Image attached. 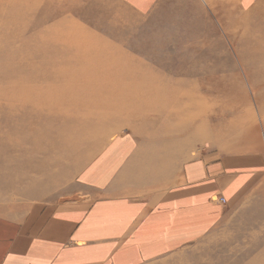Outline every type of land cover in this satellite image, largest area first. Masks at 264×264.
Wrapping results in <instances>:
<instances>
[{
  "label": "rangeland",
  "instance_id": "374dc122",
  "mask_svg": "<svg viewBox=\"0 0 264 264\" xmlns=\"http://www.w3.org/2000/svg\"><path fill=\"white\" fill-rule=\"evenodd\" d=\"M26 1L0 0V106L15 110L21 103L16 97L27 102L31 96L57 92L62 99L52 96L53 105L63 100L65 107L77 110L75 103L92 100L105 121L90 123L101 130L102 140L95 148L91 137L95 132L78 130L87 120L85 113L74 114L68 122L57 118L40 124L35 120L27 128L23 123L18 131L21 147L2 155L17 158L21 164L0 167V215L18 219L29 216L35 205L72 198L78 173L94 152L119 136L131 138L138 167L145 161L137 150L146 147L152 170L164 157L168 166H175L211 150L238 154L256 149L257 141L263 147L264 0H252L249 5L247 0V8L243 0H157L145 13L124 0H41L35 14L30 11L23 16ZM44 10L55 15L31 27ZM37 36L46 39L44 45L38 53H29L27 48ZM116 47L133 57L131 66L120 54L113 64L105 50ZM57 48L62 53L56 54ZM97 49L105 63L78 72ZM65 62L77 68L78 75L66 71ZM164 63L176 70L162 73L171 88L179 83L200 91L203 98L193 101L192 117L175 122L171 109L157 114L149 109L124 111L122 104L114 109L96 108L97 102H113L120 94L125 96L119 99L122 103L144 104L149 96L146 89L155 86L154 80L143 79L145 68L160 72ZM30 64L37 68L32 71ZM40 73L47 76L43 82H39ZM106 86L114 91L103 92ZM29 92L34 94L28 96ZM61 124L65 127L59 132ZM45 127L49 131L42 136ZM31 159L34 164L23 163ZM253 245H264V233L239 234L225 223L153 264H263L264 249L247 251Z\"/></svg>",
  "mask_w": 264,
  "mask_h": 264
},
{
  "label": "crops",
  "instance_id": "0c3cea01",
  "mask_svg": "<svg viewBox=\"0 0 264 264\" xmlns=\"http://www.w3.org/2000/svg\"><path fill=\"white\" fill-rule=\"evenodd\" d=\"M124 2L145 13L157 0ZM261 143L175 166L164 157L152 170L146 147L137 150L145 161L138 167L131 138L116 137L78 173L74 197L18 219L0 215V264H153L225 223L239 234L264 233Z\"/></svg>",
  "mask_w": 264,
  "mask_h": 264
},
{
  "label": "bare ground",
  "instance_id": "6f19581e",
  "mask_svg": "<svg viewBox=\"0 0 264 264\" xmlns=\"http://www.w3.org/2000/svg\"><path fill=\"white\" fill-rule=\"evenodd\" d=\"M38 1H41V0H32V1L27 0L26 6H25L26 12H25V14L23 13V16H27L28 15L27 13L30 11H32L30 13L31 15L35 14L34 10L36 8V4L38 3ZM243 4L246 6L247 0H243ZM57 13L61 14L62 11H58ZM262 14H264V12ZM13 15L14 14H12L11 16H13ZM54 15H55L54 13H51L50 11L44 10L41 13V15L35 21L31 22L32 23L31 27L34 28L35 26H37V27L40 26L43 22H46L47 20L53 18ZM249 17L252 19V18H255V15H250ZM213 20H214V18H213ZM262 21H263V19H262ZM27 26H28V24L24 28H27ZM45 40L46 39H42V37L39 38L37 36L36 38H34V42H32L34 45L28 46L27 51L29 53H38L40 51L39 48L41 49L43 47V45H44L43 42ZM78 48L81 49L80 47H78ZM59 51H60V48H57L55 53L56 54L62 53V51L61 52H59ZM71 51L72 50H69L68 52H66V53L63 52V53L67 54V53H70ZM105 51H106V54L108 55V57H110V59L112 60L113 64H115V62H118L117 58H121V57H118L119 54L121 56H124V58L126 59V62H127V66H131L132 63L134 62L133 57L126 56L118 47L113 48V49L110 48L109 50H105ZM99 52H100L99 49L91 52L89 63H87L88 62L87 61L86 62L87 64L82 65L79 68L78 72L84 71L83 73H86L87 68H89V67L92 68L95 66H101L103 63H105V61H101L102 57H101V54ZM91 62H94V63L91 64ZM65 64L68 67L66 71H69V73H74V74L78 75V73H76L77 68H75L74 66L72 67V64H69L67 62H65ZM30 66H31V64H30ZM35 66H31L32 71H34L35 68H37ZM160 68H161L160 69L161 73L159 71L156 72V71L151 70L149 68H147V69L145 68L146 73L145 74L143 73L144 74L143 79L146 81L148 79L154 80L155 86L148 87L146 89L145 94L148 93L149 96L147 97L144 104H138V103L131 101V100H128V101L122 103L119 99H121L125 96L120 94V95H118V97H116V99L113 100V102H97L96 108L98 110L103 109V107L114 109V108H116V106L118 104H122V108L124 111H131V110L135 109L138 112H140V110L148 111V109H149V110L154 111V113L156 112L157 114L166 113V111L168 109H171V110H174V113L172 115V119L175 122H178L181 119H185L186 117H188V118L192 117V115H193L192 114L193 113V107L192 106L194 105L193 101H195L197 99L202 100V98H203L200 95V91H198L197 89L185 88L186 86L184 84H179V83L173 84L174 86L171 88V85L169 86V84H166V82H164L165 78L162 75V73H164L163 71H166L169 73H171L172 71L176 72V70L174 69V67L170 63H164L161 65ZM26 71H27V69H26ZM41 75H42V77H40ZM40 76H39V82H43V80L47 79V76H45L44 74L40 73ZM130 80L131 79H129V81ZM84 83L87 84L86 82H84ZM84 83H82V85H84ZM106 87H107V89L106 88L102 89L103 92L108 91V90L114 91V90H112L111 87H108V86H106ZM214 91L217 92L216 90H214ZM30 92H29L28 96L34 94V93H30ZM103 92H101V93H103ZM59 95L60 96H58L57 92H52V94H50V92H49V94L46 92L44 94L43 93L40 94L38 97H36V95L29 97L27 102H25L26 98L16 97V101H20L21 103L20 104L17 103L18 107H16L15 110L11 109L10 105L0 106V167L4 166L6 163H14L15 162V163L21 164L20 160L17 158L14 159L11 156L10 157L6 156L5 158H2V155H6L9 152L15 153L17 150H19V147H21L18 144L19 128L21 127V125L23 123H25L26 128H27L30 126V124L36 122L35 120H37V123H40V124L43 122L45 123V121H48V122L51 121L52 122V121H54V119H57V118H61V119L65 120V122H68V120L74 118L73 117L74 114H80L81 112L85 113L84 117H86L87 120H85L84 124L81 125L80 127L77 126L78 130L85 132V134H87V133L89 134V131L95 132L96 135L93 134L91 136L94 140V142H93L94 144L92 145V147L93 148L97 147V145L102 140L101 135H100L101 130L93 128L92 124H90V123H92V121H94V122L96 121L98 123H103L105 121V119L98 116L99 115L98 112L95 111V102H92V100H90L88 102H85L84 100H82L86 104H84V103L82 104L80 102L75 103L74 106L77 108V110H73L71 107L72 105L71 106L69 105V107H65L66 105H65L63 100H61V102H59V105H53L50 102V98L52 96H56L57 98H59V97L61 98L62 94L59 93ZM64 96H66V94H64ZM159 96H161L162 99L158 100L157 98ZM153 97L156 99H153ZM65 99H67V98H65ZM227 103L229 104L230 102H227ZM6 108H10V110H6ZM63 127H65V126H63L61 124L58 127V131L59 132L62 131ZM47 130L49 131V128H46V127H45V129L42 130V132H41L42 136H45L48 134ZM34 131H35V128H34ZM38 132H39V130H38ZM8 134H9V137L6 138L5 136H8ZM34 136H38V135H34ZM25 138H26V136L24 138H22V141L24 143H25V141L28 140V139L26 140ZM13 139H14V141L16 140L17 142L14 143ZM97 153L94 152V154H97ZM86 159H87V157H86ZM33 162H35V161L31 159V161H24L23 163L24 164H34Z\"/></svg>",
  "mask_w": 264,
  "mask_h": 264
},
{
  "label": "built area",
  "instance_id": "2783aa9c",
  "mask_svg": "<svg viewBox=\"0 0 264 264\" xmlns=\"http://www.w3.org/2000/svg\"><path fill=\"white\" fill-rule=\"evenodd\" d=\"M218 201L221 202V203H225L222 198H220Z\"/></svg>",
  "mask_w": 264,
  "mask_h": 264
}]
</instances>
